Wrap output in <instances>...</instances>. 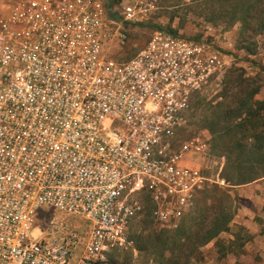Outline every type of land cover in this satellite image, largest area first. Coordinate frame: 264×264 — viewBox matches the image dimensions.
Masks as SVG:
<instances>
[{
  "label": "built area",
  "instance_id": "1",
  "mask_svg": "<svg viewBox=\"0 0 264 264\" xmlns=\"http://www.w3.org/2000/svg\"><path fill=\"white\" fill-rule=\"evenodd\" d=\"M110 1L0 0V264H105L135 248L139 194L169 228L214 182L198 163L211 136L182 134L230 56L157 30L117 60L107 42L124 44L155 0L116 6L122 20Z\"/></svg>",
  "mask_w": 264,
  "mask_h": 264
},
{
  "label": "rangeland",
  "instance_id": "2",
  "mask_svg": "<svg viewBox=\"0 0 264 264\" xmlns=\"http://www.w3.org/2000/svg\"><path fill=\"white\" fill-rule=\"evenodd\" d=\"M127 1L111 0V16L122 20L118 8ZM217 6L206 0H155L146 19L126 24L128 40L124 44L108 41L106 51L117 60L130 59L147 44L155 31L161 30L208 41L230 56L229 69L222 81H213L193 94L190 131L182 135L191 136L202 131L211 136L210 153L199 158L198 163L214 182L198 194L187 211L188 218H200L203 212L210 214L213 196L223 195L222 191L230 195L229 211L236 212L229 229L200 246L190 264H264V255L260 252L247 249L241 253L244 245L255 242L264 233V201L250 197L252 187L231 186L230 182H237L240 158H255L261 153L257 152L255 140L249 139L247 134L257 128L264 135V32L244 30L239 21L228 25L225 20L228 17ZM217 188L220 190L215 192ZM138 197L145 211L130 228L135 248L114 250L105 264H163L168 263L165 258L170 256L176 257L173 264H179V249L173 247L169 239L179 224L161 228L152 217V202L148 195L142 192ZM243 206L249 213L240 217ZM63 217L70 222L86 223L80 218ZM37 228L44 229L43 222L36 224L32 235ZM236 234L240 238L233 248L229 240ZM223 248L226 255L222 254ZM239 253L242 256L237 263L235 256Z\"/></svg>",
  "mask_w": 264,
  "mask_h": 264
},
{
  "label": "trees",
  "instance_id": "3",
  "mask_svg": "<svg viewBox=\"0 0 264 264\" xmlns=\"http://www.w3.org/2000/svg\"><path fill=\"white\" fill-rule=\"evenodd\" d=\"M195 2H201L204 0H194ZM218 5L219 11L224 12L228 18L227 24H233L234 22H241V28L244 30L250 29L255 32H264V0H206ZM109 8L112 9L111 3ZM252 111V110H251ZM213 130V128L211 127ZM214 131V130H213ZM260 130L254 128L253 132H249L247 137L255 140V146L257 152H261L255 158H240L239 161V176L236 179L237 182H231V186L246 183L253 179H256L261 174H264V135ZM220 188L214 189L215 192ZM223 195L213 196L214 203L211 205L212 212L206 214L203 212L200 218L195 216L188 218V213L179 222L177 228H174L173 235L169 238L173 247L179 249V264H190V259L194 255L195 251L200 247L214 239L222 231L229 229V224L233 219L236 211H229L231 207L230 195L225 191H222ZM227 196V199L225 196ZM230 203V205L228 204ZM229 205V206H228ZM228 211V212H227ZM193 222V225H192ZM194 227V228H193ZM238 238L239 234H236L233 240H229L231 246H233ZM242 245V244H241ZM234 248V246H233ZM224 248L222 254L226 255ZM166 262L163 264H173L176 262V257H166Z\"/></svg>",
  "mask_w": 264,
  "mask_h": 264
},
{
  "label": "crops",
  "instance_id": "4",
  "mask_svg": "<svg viewBox=\"0 0 264 264\" xmlns=\"http://www.w3.org/2000/svg\"><path fill=\"white\" fill-rule=\"evenodd\" d=\"M243 184L252 187V189H250L252 192L250 194V197H255L257 200L261 202L264 201V174H261L256 179H253ZM247 196H249L248 193H247ZM240 213H241L240 217H243L244 214L249 213L247 210V207L243 206ZM244 223H246V221H244ZM256 239L257 240L255 242L253 243L251 242V244L248 243L247 245H244L241 249V253L249 250V251H254L256 253L260 252V254L264 255V244H263L264 243V233H261ZM241 253L235 256L237 263L242 256Z\"/></svg>",
  "mask_w": 264,
  "mask_h": 264
}]
</instances>
